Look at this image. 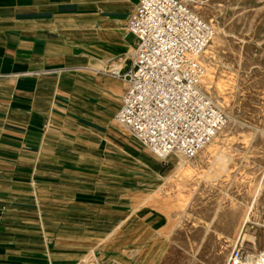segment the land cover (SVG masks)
Segmentation results:
<instances>
[{
	"label": "rangeland",
	"instance_id": "obj_1",
	"mask_svg": "<svg viewBox=\"0 0 264 264\" xmlns=\"http://www.w3.org/2000/svg\"><path fill=\"white\" fill-rule=\"evenodd\" d=\"M182 1L213 28L201 89L226 126L161 160L113 121L120 150L89 147L65 176L88 190L76 211L93 242L73 264H264V0Z\"/></svg>",
	"mask_w": 264,
	"mask_h": 264
},
{
	"label": "crops",
	"instance_id": "obj_2",
	"mask_svg": "<svg viewBox=\"0 0 264 264\" xmlns=\"http://www.w3.org/2000/svg\"><path fill=\"white\" fill-rule=\"evenodd\" d=\"M137 1L0 0V264H73L93 243L88 190L65 176L89 147L121 148Z\"/></svg>",
	"mask_w": 264,
	"mask_h": 264
},
{
	"label": "built area",
	"instance_id": "obj_3",
	"mask_svg": "<svg viewBox=\"0 0 264 264\" xmlns=\"http://www.w3.org/2000/svg\"><path fill=\"white\" fill-rule=\"evenodd\" d=\"M126 30L135 54L114 121L161 160L194 157L227 123L201 89L213 28L182 0H138ZM228 264H241L239 251Z\"/></svg>",
	"mask_w": 264,
	"mask_h": 264
},
{
	"label": "bare ground",
	"instance_id": "obj_4",
	"mask_svg": "<svg viewBox=\"0 0 264 264\" xmlns=\"http://www.w3.org/2000/svg\"><path fill=\"white\" fill-rule=\"evenodd\" d=\"M176 165L178 166V165H180V163H177ZM242 264H243V263H242ZM244 264H245V263H244ZM246 264H247V263H246ZM257 264H260V263H259V262H257Z\"/></svg>",
	"mask_w": 264,
	"mask_h": 264
}]
</instances>
